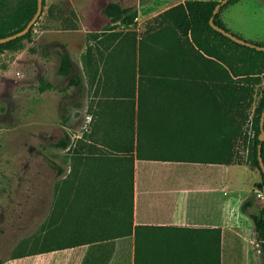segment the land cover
I'll list each match as a JSON object with an SVG mask.
<instances>
[{
	"label": "trees",
	"instance_id": "1",
	"mask_svg": "<svg viewBox=\"0 0 264 264\" xmlns=\"http://www.w3.org/2000/svg\"><path fill=\"white\" fill-rule=\"evenodd\" d=\"M219 1L176 3L157 15L156 27L142 35L138 47L135 45L131 51L124 52L117 47L107 49L109 53L104 63L113 73L109 84L116 89H109L112 95L104 97L106 121L101 119L96 124L97 129L102 127L105 145L101 146L106 149H98L100 153L94 154V146L85 143L75 147L74 161L86 163L91 159L96 164L102 158L106 157L109 162V158H116L113 155H119L129 160L130 173H133L135 156L139 159L250 165L260 170L264 180L258 159L264 89L254 110L252 126L249 131L244 127L257 90L264 84V50L235 42L211 26L210 18ZM237 1L230 0L220 9L215 16L217 25L225 28L220 12ZM37 6L38 0H0V38L25 28ZM102 10L110 21L104 30L89 33L87 50L82 56L85 69L93 63L95 48H100L105 41H118L116 29L121 25L133 26L139 16L137 4L124 6L119 2H108ZM43 13L26 35L0 43V53L25 49V40L31 39L33 28ZM137 56V63L127 62ZM57 73L68 79L67 85L58 87L40 73L41 90L65 93L74 87L79 94L75 105L80 107L85 94L84 76L76 70L67 50L62 52ZM84 136L85 133L78 142H82ZM239 142L243 143V153L239 150ZM52 146L70 148L71 135L65 133ZM84 150L89 151V158L80 153ZM262 157L264 160V143ZM53 165L60 172L57 176L61 175L64 169L56 162ZM67 186H71V179L66 181ZM58 203L56 186L52 214L44 224L47 236L44 241H40L39 235L33 237V247L41 244L40 250H49L56 245L48 237L61 232L55 225ZM242 210L254 222L264 258V204L254 195L243 203ZM67 226L71 227V224L65 223L66 229ZM15 253L26 254L19 249ZM0 264H3L2 259Z\"/></svg>",
	"mask_w": 264,
	"mask_h": 264
},
{
	"label": "rangeland",
	"instance_id": "2",
	"mask_svg": "<svg viewBox=\"0 0 264 264\" xmlns=\"http://www.w3.org/2000/svg\"><path fill=\"white\" fill-rule=\"evenodd\" d=\"M108 2L137 4V22L130 27L119 26L116 29L119 40L105 41L95 48L93 63L85 69L82 56L87 50L88 35L104 30L110 21L102 10ZM176 3L178 0H45L43 16L34 26L31 39L25 40V49L0 53V259L3 264L14 260L15 250L28 253L41 245L33 247L32 238L41 233L52 212L57 173H60L53 162L64 169L62 173H130L127 158L113 155L116 158H109V162L105 157L96 164L91 159L81 163L74 161L77 154L74 149L85 143L94 146V154L100 153L98 149H106L99 146L105 144L102 127L97 129L96 124L101 119L106 121L104 97L116 89L109 84L112 73L104 63L107 49L117 47L124 52L138 47L142 35L156 27L157 15ZM220 18L232 34L264 45V0L229 4L220 12ZM64 50L70 52L76 70L84 76L85 94L80 107L75 105L79 94L74 87L65 93L40 88V73L58 87L67 85L68 79L57 74ZM127 62L137 63L138 56ZM262 89L264 84L248 110L250 116L244 126L248 131ZM65 133L71 135L72 146L53 147L52 143ZM84 133L83 141L78 142ZM238 145L243 153V143ZM82 152L89 155L88 150ZM240 169L250 173V178L256 174L255 195L264 204V193L258 188V183L264 182L260 170L250 165H242ZM252 242L257 248V240ZM256 248L251 251L255 253ZM258 257L253 255L250 264H262Z\"/></svg>",
	"mask_w": 264,
	"mask_h": 264
},
{
	"label": "crops",
	"instance_id": "3",
	"mask_svg": "<svg viewBox=\"0 0 264 264\" xmlns=\"http://www.w3.org/2000/svg\"><path fill=\"white\" fill-rule=\"evenodd\" d=\"M241 166L135 156L133 173H62L61 232L48 237L56 245L15 253L10 264H250L253 255L264 264L242 210L256 174ZM39 236L44 241L46 231Z\"/></svg>",
	"mask_w": 264,
	"mask_h": 264
},
{
	"label": "water",
	"instance_id": "4",
	"mask_svg": "<svg viewBox=\"0 0 264 264\" xmlns=\"http://www.w3.org/2000/svg\"><path fill=\"white\" fill-rule=\"evenodd\" d=\"M230 0H220L219 3L215 6L214 11H213V15L210 18V24L211 26L216 29L217 31L223 33L224 35L228 36L229 38H231L232 40H234L235 42H238L242 45H246L252 48H256L257 50H264V45H260V44H256V43H252L249 41H246L234 34H232L231 32H229L226 28L219 26L216 24L215 22V16L218 14V12L220 11V9L229 2ZM43 8H44V4H43V0H38V6H37V10L36 13L33 15V17L30 19V21L28 22V24L26 25L25 28H23L22 30L13 33L9 36L0 38V43H4V42H8L10 40L16 39L18 37H22L24 35H26L30 29L32 28V26L37 22V20L39 19V17L42 15L43 13ZM264 143V107L260 116V134H259V144H258V159H259V165L261 168V172L264 174V160L262 157V146ZM258 188L260 190L263 191L264 193V182H259L258 183Z\"/></svg>",
	"mask_w": 264,
	"mask_h": 264
},
{
	"label": "built area",
	"instance_id": "5",
	"mask_svg": "<svg viewBox=\"0 0 264 264\" xmlns=\"http://www.w3.org/2000/svg\"><path fill=\"white\" fill-rule=\"evenodd\" d=\"M252 135H254V132H252Z\"/></svg>",
	"mask_w": 264,
	"mask_h": 264
}]
</instances>
